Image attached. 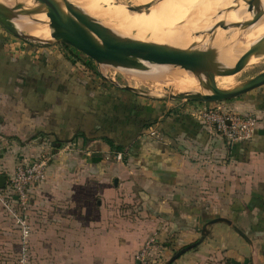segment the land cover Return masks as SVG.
Returning <instances> with one entry per match:
<instances>
[{
	"label": "crops",
	"instance_id": "0c3cea01",
	"mask_svg": "<svg viewBox=\"0 0 264 264\" xmlns=\"http://www.w3.org/2000/svg\"><path fill=\"white\" fill-rule=\"evenodd\" d=\"M7 37L0 27V174L51 161L34 189L27 251L5 231L0 202V264H134L153 236L165 263L204 237L172 264H264V84L222 101L259 118L252 139L229 142L195 105L92 88L60 52ZM21 249L25 263L15 261Z\"/></svg>",
	"mask_w": 264,
	"mask_h": 264
},
{
	"label": "bare ground",
	"instance_id": "6f19581e",
	"mask_svg": "<svg viewBox=\"0 0 264 264\" xmlns=\"http://www.w3.org/2000/svg\"><path fill=\"white\" fill-rule=\"evenodd\" d=\"M66 7L63 0H57ZM84 12L97 19L106 21L114 33L124 38L167 44L173 47L189 49L215 48L216 62L221 66H232L238 57L247 51L256 41L264 38V15L260 20L244 29L218 28L211 35H196L210 29L217 21L225 20L230 23L252 19L253 13L247 10V4L237 0H69ZM156 2L150 8L145 3ZM264 9V0H261ZM0 4L13 8L17 15L13 21L16 27L29 35L41 39H52V34L63 31L61 18L54 10L40 0H0ZM231 9V10H230ZM110 22H121L122 28L111 26ZM102 23V22H101ZM110 24V25H106ZM128 27L135 28L128 29ZM238 46L237 51L233 46ZM262 56L253 55L249 63L261 62ZM144 70L124 68L126 71L147 76H161L166 74L171 78L175 90L167 92L156 91L159 95L182 92H195L209 89V82L202 76H197V87L181 90L177 82L156 64L145 62ZM248 63V64H249ZM132 86V85H131ZM233 86V85H231ZM229 86V87H231ZM228 87V88H229Z\"/></svg>",
	"mask_w": 264,
	"mask_h": 264
},
{
	"label": "water",
	"instance_id": "95a60500",
	"mask_svg": "<svg viewBox=\"0 0 264 264\" xmlns=\"http://www.w3.org/2000/svg\"><path fill=\"white\" fill-rule=\"evenodd\" d=\"M40 1L45 2L61 18L63 31L53 33L52 39L36 38L20 31L13 21L17 16L13 8L2 4H0V23L22 40L39 46H47L52 43H64L75 47L77 50L95 60L98 64L140 70L147 68L145 62L175 65L196 73L209 82V89L195 92L172 93L164 96L166 98L202 103L222 102L237 98L264 84V70L256 76L239 82L229 88L220 87L216 81V77L219 75H234L241 71L248 66L249 60L253 55L262 56L261 59H264V38L251 45L247 51L238 57L232 66H221L216 62L217 51L215 48L196 49L194 46H191L189 49H182L167 44L124 38L114 33L109 27L103 25L100 21L84 12L69 0H63V4L67 9L66 11L57 0ZM240 1L247 4V10L253 13L252 19L234 23L225 20L217 21L210 29L195 34L211 35L218 28L229 29L235 27L244 29L257 23L264 15L261 0H238L235 5L229 8H235ZM155 3L148 2L145 3V6L150 8ZM110 82L124 90L147 95V93L141 92L135 87L119 85L111 80ZM152 94L161 97L157 93ZM228 141L231 142L229 139ZM6 180L7 176L0 174V188L5 186ZM233 227L249 240V237L235 224H233ZM203 239L204 237L182 247L165 264H172L181 255L199 245Z\"/></svg>",
	"mask_w": 264,
	"mask_h": 264
},
{
	"label": "built area",
	"instance_id": "2783aa9c",
	"mask_svg": "<svg viewBox=\"0 0 264 264\" xmlns=\"http://www.w3.org/2000/svg\"><path fill=\"white\" fill-rule=\"evenodd\" d=\"M192 114L202 125L233 142L252 139L259 125V118L255 114L233 111L223 102L195 105ZM154 134L152 130L151 135ZM118 155L121 158V154ZM50 161L51 155L48 154L19 162L12 172L6 174V184L0 188V202L20 230L25 251L29 248V238L33 232L30 210L34 189L45 181ZM163 250L162 243L156 237H149L135 254L134 264H165Z\"/></svg>",
	"mask_w": 264,
	"mask_h": 264
},
{
	"label": "rangeland",
	"instance_id": "374dc122",
	"mask_svg": "<svg viewBox=\"0 0 264 264\" xmlns=\"http://www.w3.org/2000/svg\"><path fill=\"white\" fill-rule=\"evenodd\" d=\"M238 1V0H237ZM236 1V2H237ZM153 3V2H152ZM102 24H105V22L108 23V20L106 21H101ZM111 26L117 27V28H122L123 25L121 22H110ZM106 24V25H110ZM0 27L7 33L9 37L7 39L11 40L12 43H17L22 40L15 36L13 33H11L9 30H7L1 23ZM128 29H135L128 27ZM26 33V32H25ZM70 46V45H69ZM239 45L233 46L234 49L239 51L238 48ZM45 47L47 51H54V52H62L63 50V45L62 43H52L47 46H41ZM69 51L73 54L76 55V61L78 62L75 67L77 73L82 77L85 78V81H87L89 84H91L92 88H96V86H100L103 89H107L111 91L112 95L116 94H123V95H130L133 98H136V96H141V97H147L150 100H154L156 103H163L167 104L170 107H178L182 105H198L201 104L202 102H195V101H184V100H176L172 99L169 97H164L168 96L172 93L168 94H163L159 95L161 97L154 96L152 93H155L152 89H149L150 87L154 88L156 91H163L167 92L169 90H175L173 82L171 81V78L167 77L166 74H163L161 76H147V75H142L139 73L135 72H130L126 71V69H121L120 67H115L107 64H98L95 60L91 59L89 56L86 54L82 53L81 51L77 50L75 47L70 46ZM258 62L254 61L252 63H249L248 66L243 68L241 71L234 75H228V76H217L216 81L218 85L222 88H228L231 85H235L239 82H242L244 80L250 79L260 72L264 70V59H261L260 63H255ZM156 67L159 68H165V71L177 82L178 86L180 87L181 90H189V89H194L197 87V74L193 73L187 69H184L179 66L175 65H157ZM200 76V75H199ZM111 81H113L116 84L119 85H127L131 87H135L137 90L141 92L147 93V95L141 94V93H135V92H127L124 91L122 92L121 90L118 89V87L114 84H112ZM209 84V83H208ZM122 89V88H121ZM136 95V96H135ZM129 97V96H128ZM209 103V102H208ZM56 139V138H55ZM54 141H57L55 140ZM96 139H91L88 143H86V149L87 151H90L91 153L93 152H101L102 151V142L100 141H95ZM47 142V146L50 145L49 141ZM46 146V145H44ZM77 147L76 144L73 145V147ZM46 148V147H45ZM49 151H52V148L50 147L48 149ZM117 156L118 153L115 151ZM108 154V153H107ZM116 154L114 152H111L108 157L111 160H116ZM118 159H122L121 161L125 160V155L122 154V157ZM2 213L4 218L5 224V231L13 233L14 235L19 234V238L22 241L23 248H24V239L21 235L20 230L16 227V225L12 222V219L8 216L6 211L2 208ZM15 249V246H14ZM13 249V250H14ZM20 254H18V257L15 259L18 263H25L26 260H30L31 258L29 257L30 251L29 252H24L23 249ZM22 259H25L23 261Z\"/></svg>",
	"mask_w": 264,
	"mask_h": 264
},
{
	"label": "trees",
	"instance_id": "16d2710c",
	"mask_svg": "<svg viewBox=\"0 0 264 264\" xmlns=\"http://www.w3.org/2000/svg\"><path fill=\"white\" fill-rule=\"evenodd\" d=\"M62 45H63V51L60 53V54H57V55H60V56H64V57H66L67 59H71V61H72V65H76L78 62L76 61V55L75 54H73V53H71L70 51H69V45H67V44H64V43H62ZM13 55H14V53H12ZM48 54H51V53H48ZM52 55V54H51ZM54 55V54H53ZM118 89L119 90H122V91H127V90H124V89H121V88H119L118 87ZM105 138H107V140L109 141V143L111 144V145H114V141L111 139V138H108V137H105ZM124 148H125V146L124 145H117L116 147H115V149H116V151H122V150H124Z\"/></svg>",
	"mask_w": 264,
	"mask_h": 264
}]
</instances>
